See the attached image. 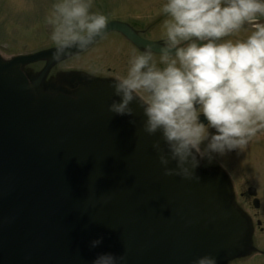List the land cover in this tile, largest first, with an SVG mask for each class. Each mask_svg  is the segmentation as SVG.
I'll list each match as a JSON object with an SVG mask.
<instances>
[{
    "label": "water",
    "instance_id": "water-1",
    "mask_svg": "<svg viewBox=\"0 0 264 264\" xmlns=\"http://www.w3.org/2000/svg\"><path fill=\"white\" fill-rule=\"evenodd\" d=\"M111 31L159 50L116 21L100 37ZM55 48L0 52V264H92L109 252L126 264H191L205 254L222 262L226 177L166 175L142 108L109 111L119 99L111 81L85 79L70 94L45 88ZM40 60L47 65L37 70Z\"/></svg>",
    "mask_w": 264,
    "mask_h": 264
},
{
    "label": "clouds",
    "instance_id": "clouds-1",
    "mask_svg": "<svg viewBox=\"0 0 264 264\" xmlns=\"http://www.w3.org/2000/svg\"><path fill=\"white\" fill-rule=\"evenodd\" d=\"M90 7L88 0L53 5V60L87 49L103 34L107 17ZM162 10L167 18L159 50L145 44L129 59L127 74L110 82L119 99L108 108L131 117L135 102L143 110L144 132L159 134L152 147L165 174L199 180L195 170L202 161L243 151L264 131V0H166ZM244 31L249 34L239 38ZM100 243L94 239L91 247ZM92 264L126 259L101 253ZM191 264L217 259L205 254Z\"/></svg>",
    "mask_w": 264,
    "mask_h": 264
},
{
    "label": "flooded vegetation",
    "instance_id": "flooded-vegetation-1",
    "mask_svg": "<svg viewBox=\"0 0 264 264\" xmlns=\"http://www.w3.org/2000/svg\"><path fill=\"white\" fill-rule=\"evenodd\" d=\"M164 1L145 0V3L146 5L149 3V6L159 7V4H164ZM136 3L144 5V3L141 4L142 2L140 3V0ZM140 17V15L135 16L131 12L127 18H111L108 19V23L111 21L120 22L136 36L160 45L165 34L163 28L166 14L162 13L152 20L147 19L148 21ZM110 33L114 35L111 43L117 47V50L120 46L129 47L127 62L118 67L114 64L100 75L85 69V72H80L76 78L70 80L62 76L50 79L47 80L45 88L59 89L63 93L70 94L76 91L78 82L85 79L92 80L94 77H101L104 81H112L116 77L120 78L118 76L119 67L127 70L129 59L143 50L144 46L139 45L121 32L111 31L100 37L87 49ZM248 34L244 31L238 36L244 38ZM154 58L159 61V53H155ZM201 119H204L202 114ZM197 170L208 176L226 177L228 198L222 225H220L226 232V241L224 242L226 257L218 264H264V131L253 137L243 151L233 150L212 164L202 161Z\"/></svg>",
    "mask_w": 264,
    "mask_h": 264
},
{
    "label": "rangeland",
    "instance_id": "rangeland-1",
    "mask_svg": "<svg viewBox=\"0 0 264 264\" xmlns=\"http://www.w3.org/2000/svg\"><path fill=\"white\" fill-rule=\"evenodd\" d=\"M138 1L88 0V3L91 5L90 11L103 13L107 20L117 17L127 18L131 12L135 16L140 15V18L152 20L164 13L163 3H160L159 7H153L149 6V3L146 5L145 0H140V3L142 2L141 4L144 3V5L137 4ZM60 2L62 0H0V52L11 57L57 46L52 39L55 25L49 22V18L54 10L53 5ZM113 36V33H110L87 51L75 54L72 58L62 62L61 65L59 64L61 60H55L47 75L54 79L61 74V71H64L62 69L70 67L88 69L100 75L114 64L117 67L124 64L128 60L129 47L124 45L117 50V47L111 43ZM116 51L118 52L116 53ZM46 65L45 60H40L35 63L34 67L41 70ZM126 74L127 70L119 67L118 76L123 77Z\"/></svg>",
    "mask_w": 264,
    "mask_h": 264
}]
</instances>
